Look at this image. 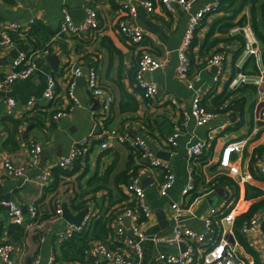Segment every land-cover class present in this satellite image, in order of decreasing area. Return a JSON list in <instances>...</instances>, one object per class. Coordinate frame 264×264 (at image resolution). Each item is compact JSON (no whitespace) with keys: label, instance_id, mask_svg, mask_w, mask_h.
I'll return each instance as SVG.
<instances>
[{"label":"crops","instance_id":"crops-1","mask_svg":"<svg viewBox=\"0 0 264 264\" xmlns=\"http://www.w3.org/2000/svg\"><path fill=\"white\" fill-rule=\"evenodd\" d=\"M97 1L101 16L99 29H91L80 34L63 33L57 39H52V35L60 27L62 6L68 5L74 20L78 22L86 14L84 0H0V41L5 37L10 22L19 21L23 27H27L34 21L42 20L54 30L44 46L49 41V52H57L60 56L58 69H54L46 58L47 53L37 51L35 60L38 66L30 76L18 78L9 85L0 87V242L8 238L14 239L16 254L21 264H47L54 249L56 250L55 264H75L78 261H69L61 256L60 234L70 223L63 214L55 213L49 219L41 221L32 219L26 224L27 230L22 237H11L9 228L13 220L5 204L7 197L17 200L25 206V209L26 205L35 200H39L43 208H47L50 203H56L58 206L67 201L71 209L76 212L69 199L75 194L77 188L79 189L80 183L87 187L88 180L94 173L103 174L110 165H113L109 172V185L112 186L116 174L127 166L130 159L131 144L112 137L110 146L101 147L104 149L97 148L96 141L92 142L87 155L80 158L74 173L56 175L53 172L52 179L47 183H40L32 177L35 171L33 168H29L23 176H12L6 172L4 160L8 158L25 160L33 139L43 144L41 167L47 165L54 167L57 166L55 163L68 153L76 139L90 135L98 129L96 114L101 101L98 96L89 91L87 85V71L91 65L98 68L102 81L111 87L116 95V101L109 115V125L123 129L130 137L144 138L157 156L170 161L177 174L169 193L162 194L157 185L162 177L161 169L155 167L143 169L142 181L146 177L143 183L150 214L142 221L147 237L143 241L144 253L139 264H160L157 263V256L161 250L177 251L181 248L180 244L160 240L159 237L168 236L173 231L175 218L171 200L183 196L182 188L188 180L189 166L196 168L198 172L195 173V189L186 195L187 199H192V203L183 217L185 224L202 230L205 217L209 216L213 205L222 203L227 205L235 201L237 195L234 194V184L223 178L215 185L216 187H212L210 179L214 177V174L210 175L204 169L206 163L218 159L223 145L228 140L241 137L247 139L243 151L239 155L235 152L233 157L242 169H249L257 174L249 181L263 189L262 195L256 197L245 195L239 198L238 206L241 212L247 210L254 200L264 196V178L258 177L257 171L260 153L264 149V115L261 114L264 102H257L256 84L245 81L236 88H231L232 92L227 98L231 103L230 109L215 115L205 123L198 124L195 116L191 114L187 125L178 136L177 143L172 145L168 137L173 132L175 123L183 118L185 112L191 111L192 97L195 93V90L189 87L177 73L178 48L185 39L189 24L188 9L178 1L172 2L171 7H167L164 3L155 0V9L148 12L139 0H132L137 2L138 11L135 16H132L131 23L145 27L149 46L162 60L161 66L147 74L157 82L159 87L157 95L149 98L145 96L141 88L131 82L135 77L136 53L134 46L120 33L116 24L122 10L121 3L124 0ZM206 1L208 0H193L192 9L201 7ZM221 4L218 11L209 13L203 18L195 33V43L190 49L193 67L202 69V78L196 81V86L201 89L203 100H207L206 103L211 105L215 102L214 98L218 93L224 90L230 77L240 69L237 64L238 57L236 59L235 57L243 43L241 38L244 34L226 30L227 21L231 19L235 21L242 17L246 19V22L254 21L264 31V0L255 1L254 13L251 10V3H244V0H225ZM208 32L211 33V39L214 37L219 39L212 46H202ZM32 38L27 35V32L20 31L15 34L13 42L6 45L0 42V76L12 67L14 58L22 49L38 47ZM257 45L261 50L264 65V43L258 39ZM222 47L227 49L226 57L221 75L215 81L214 75L218 68L213 64L206 65V57L216 48ZM71 64H81L84 69L81 77L76 79L75 87L80 104L74 103L67 93L66 73ZM243 64L241 70L247 74H259L260 63L254 54L248 55ZM50 73L58 78L60 103L57 105H48L49 102L42 96ZM118 80L124 81L126 88L138 97L140 104L137 109L121 110L119 103L121 91ZM248 92L250 95L247 96ZM8 96L15 98L14 105L8 103ZM31 98H36L38 108L47 110L45 125L23 119L18 133L21 144L19 148L10 150L4 145L8 131L2 117L6 113L19 117L31 115L35 112V108L29 104ZM235 103H242L244 110L239 108L233 114ZM66 107L69 112L55 118L52 124L51 110L56 112L58 108ZM210 130L214 137L208 148L202 155L189 158L188 143L196 138L206 137ZM134 162L135 157L129 170L133 168ZM216 169L217 166L212 167L211 173ZM55 180L58 181V186L51 189ZM124 183L121 182L120 186L125 190ZM219 184L222 186L218 189ZM107 190L108 188L103 187L97 195ZM92 194L95 193L87 196ZM127 198L112 205L111 209L115 212L121 209ZM79 199L77 198V201ZM107 202L106 200L105 203ZM88 203L90 211L96 214L100 206H97L90 198ZM125 223L130 225V220L126 218ZM241 232L246 235L264 264V230L260 227L257 232L245 233L242 230ZM240 249L244 254L254 255L243 244ZM0 264L5 263L0 259ZM79 264L89 263L86 260ZM102 264L114 263L108 261Z\"/></svg>","mask_w":264,"mask_h":264},{"label":"built area","instance_id":"built-area-1","mask_svg":"<svg viewBox=\"0 0 264 264\" xmlns=\"http://www.w3.org/2000/svg\"><path fill=\"white\" fill-rule=\"evenodd\" d=\"M164 3L167 7H171V3L178 1L182 3L189 11V24L186 30V35L183 43L178 48L179 62L177 65V73L180 78L185 80L186 84L195 90L192 97V109L190 112H185L183 118L175 123L173 132L169 135L168 141L174 145L177 143L178 136L182 133L187 125L191 114L195 116L198 124L209 121L215 115L224 111V108L230 104L229 100L222 102L217 108L213 104H208L203 100V93L196 86V81L202 78V69L194 68L192 57L190 54L191 43L193 37L201 24L203 18L214 11L221 8L219 0H208L201 7L192 9L193 0H158ZM148 12L155 9V0H139ZM84 9L86 14L80 21H75L72 11L68 5L62 6V16L60 27L57 32L52 35V39H57L63 33L80 34L91 29H99L101 16L99 3L97 0H84ZM120 15L117 20V27L120 33L130 41L134 46L136 53V82L135 84L143 90L147 97H154L158 93L157 82L147 76V72H151L162 65L160 57L154 53L146 40V29L141 24L131 23L132 16H135L138 11L137 2L132 0H124L121 3ZM30 25V24H29ZM27 27H23L19 21H12L7 26V33L0 41L2 45H6L14 41V32L25 31ZM242 31L246 37V44L243 50L237 56L240 69L233 75L229 86L236 88L242 82L252 81L256 84L257 102H264V65L262 61V53L257 45L258 37L251 25L246 22L244 24H234L230 28V32ZM50 50V42L42 48H37L32 51L22 49L14 58L12 67L5 71L0 76V87L9 85L12 81L18 78L30 76L37 68L35 54L37 51L48 53ZM227 49L225 47L214 50L206 57V65L218 64V70L214 75V80L217 81L222 72V66L226 57ZM255 55L259 64V74H247L241 70L242 65L248 55ZM261 72V73H260ZM84 73L81 64H71L67 69V93L69 98L74 103H79L80 100L75 92L76 77ZM87 85L89 91L98 96L101 101L100 108L96 114L98 119V129L90 134L94 136L96 141H100L102 147L110 146V138L115 137L121 142H129L137 150L135 154V162L133 168L129 172V177L125 181V190L129 197L123 202L121 209L117 210L111 219V226L114 231V236H109L108 239L94 238L91 239L85 247L87 258L94 262H102L107 259L114 264H139L144 253L143 241L147 237V232L142 226V221L150 214V207L145 200L146 188L142 181L143 169L159 168L162 171V177L157 185L160 193L168 194L170 188L174 185L177 174L173 170L169 160L157 156L147 141L140 137H130L129 134L119 127H111L109 117L113 104L116 101V95L105 82L102 81L98 68L91 65L87 71ZM42 96L50 105L60 103V93L58 90V78L55 74L50 73L48 76L47 85ZM7 101L10 105L15 104V98L8 96ZM38 101L36 98H31L29 104L33 106ZM73 106V105H72ZM69 112V109L58 108L54 113V118H59ZM261 114L264 115V106L261 109ZM260 115V112H259ZM214 137L210 130L206 137L196 138L191 140L187 145V153L189 158L202 155L211 143ZM246 138H235L228 140L222 148V152L218 158L220 161L217 167H227V172L214 174L210 180L214 187L218 183L215 175L226 173L235 178L238 186L234 184L235 191L238 190L237 198L231 204L225 205L215 204L211 207L209 216L205 217L204 228L197 230L191 225H187L183 221V217L189 210L192 199H187L186 195L191 193L196 187L197 169L189 166L188 180L182 188V197L172 199L171 206L174 209L175 223L173 231L168 236H160V240H166L170 243L180 244L185 243V248H180L177 251L161 250L157 256V263L160 264H256L254 255L244 254L240 247L235 230L233 228L236 216L241 213L238 206V200L246 195V182L257 174L249 169H242L240 164L234 160V153L238 155L243 151L246 144ZM91 146L89 135H84L76 139L68 153L59 159L55 165L61 166L64 169L74 167L75 161L83 157ZM43 144L38 140H32L28 147V155L25 160H14L8 158L4 160L6 172L12 176H23L29 168L35 169L32 177L40 183H47L54 175L53 166L47 165L41 167V153ZM205 169V168H204ZM203 171V169H202ZM206 171V170H205ZM259 177H264V149L260 153V161L257 167ZM7 211L11 219L15 222L23 223L29 219H36L40 215L37 203L31 202L24 206L17 200L9 198L5 200ZM56 212L63 213V205L59 204ZM93 213L90 211L86 214L81 224L69 223L61 232L62 240L73 233L76 229H84L90 222ZM130 220V225L125 223V219ZM264 219V207L255 212L250 218L245 219L241 224V230L245 233L257 232L260 229L261 221ZM230 223L231 227L227 228L223 221ZM117 241V244H115ZM0 259L5 264H21L16 254V244L14 239L8 238L0 242ZM37 259V257H36ZM56 250L51 253L47 264H55Z\"/></svg>","mask_w":264,"mask_h":264},{"label":"trees","instance_id":"trees-1","mask_svg":"<svg viewBox=\"0 0 264 264\" xmlns=\"http://www.w3.org/2000/svg\"><path fill=\"white\" fill-rule=\"evenodd\" d=\"M255 1L256 0H244V3H248V2L251 3V10L253 13L255 11ZM263 9H264V7H263ZM237 23L238 24H244V23H246V19L240 17L238 20H235V21H233L232 19L228 20L226 30L230 31L231 26H233L234 24H237ZM251 25H252L258 39L264 43V31L261 30L257 26V24L254 23V21H253V23L251 22ZM53 32H54V30L47 23L43 22L42 20H37V21L32 22L30 24L29 28L27 29V35L29 37H33L32 38L33 41H35L36 45L38 46V47H35L34 49L42 48L44 46L45 41L49 37V35ZM240 32L243 34L242 31H240ZM16 33H18V32L16 31L13 33L14 37H15ZM210 34L211 33L208 32V34L205 37V42L204 41L202 42V46L203 45L212 46L219 39V37H214L211 39ZM244 36L241 38L243 43H242L240 49H238L235 59L237 58L239 53L245 47L246 37H244ZM194 37H195V35H194ZM194 37H193V40L191 43V47L195 43ZM34 49H29V51H32ZM217 49H219V48H216V50ZM263 54H264V50H263ZM263 60H264V57H263ZM231 78H233V76L230 77V79L228 80V83L226 84L224 90L221 91L220 93H218L217 97L214 98L215 102L213 101L214 103H212V104L214 106H217V108H219V106L222 102L227 100V98L229 97V95L232 92L233 88L231 89V87L229 86ZM131 82L134 84L136 82V71H135V77L132 78ZM118 84H119V88L121 91V97H120V101H119L121 110L137 109L139 107V104H140L138 97L135 96L133 93H131L126 88L124 81L118 80ZM204 101L206 102L207 100H204ZM37 103L32 106L35 108L34 109L35 112L32 113L31 115H26L25 117H19V116H14L13 114H10V113H6L2 117V120L5 123V126H6L7 131H8L7 136L4 139V145L7 146L10 150H15V149L19 148V146L21 144L20 140H19L18 133H19V126H20L23 119H27L28 121L37 123L39 125H45V118L47 115V110L42 109V108H38L39 105H37ZM48 105H50V103H48ZM230 107H231V103L227 107L224 108V111H228V109H230ZM54 113H55V110H51L50 114H52V124L56 120L54 118ZM106 120L109 121L110 116L107 117ZM136 152H137V150L134 148V146H132V151L130 153V159L128 161V164L125 168L121 169L116 174V176L114 178L115 182L112 184V186L109 185V172L112 169L113 165H110L108 170H106L103 174H100L99 172L94 173L89 178L87 187H84L80 183L79 189L77 188V191L75 192V194L70 197L69 200H71L70 202H71V206L73 207V209L79 210L82 207L88 206L89 205V203H88L89 198L93 199L95 201L96 205L100 206V207H99V211L96 214H93L89 224L84 229H79V230L76 229L73 231V233L71 235H69L68 237H66L62 240L60 247H61V256L63 258H65L66 260H69V261H71V260L72 261H78V263H75V264H79V263L86 261V260H88L89 264H102V262L96 263L90 258L87 259L84 250H85L86 245L88 244V242L91 239H94V238L108 239L109 236H114V231H113V228H112L110 223H111V219L113 218V216L115 214L114 213L115 211H113V209H111V206L128 197V193L120 186V183L125 182L128 179V177H129L128 171H129V168L131 166L132 160L135 157ZM79 160H80V158H78L75 161L74 167L71 169H69V168L64 169L61 166H54L53 172L56 175H59L61 173L72 174L77 170V167H78L77 165H78ZM203 160H205V158ZM258 177H259V175H258ZM223 178H226L231 184H236L238 186L235 178L229 174L222 173V174L216 176V179H218V182H220L221 179H223ZM57 182L55 180L52 183L53 185L51 186V189H55L58 186ZM211 182H212V180H210V184H211ZM103 187L108 188V190L106 192H102L98 196L97 192L100 189H102ZM91 193H95V194H92V196H87L88 194H91ZM234 194L237 195L238 190H236ZM262 194H263V189L260 186L253 184L250 181L246 182V196L247 197H256V196H259ZM77 198H80V199L77 201ZM106 200L108 201L107 203H105ZM35 202L37 203L38 209L40 211V215L36 219H39L40 221L44 220V219H49L51 216H53V215H55V213H57L56 212V208H57L56 203H50V205L47 206V208L46 207L43 208L42 204L39 203V200H35ZM263 207H264V196L254 200L247 210L239 213L236 216V219H235V222L233 225V228L235 230V233H236L239 241L246 247V249L248 251L252 252L255 255L256 264H262V262L260 261V258L258 256L257 251L254 249V247L248 241L246 235L241 232L240 227H241L242 222L245 219L250 218L255 212H257L259 209H261ZM30 220H32V219H29L27 222H23V223L13 221V223H11V226L9 228V233L11 234V237H13V238L22 237L27 230L25 228L26 224ZM115 244H117V241H115Z\"/></svg>","mask_w":264,"mask_h":264},{"label":"water","instance_id":"water-1","mask_svg":"<svg viewBox=\"0 0 264 264\" xmlns=\"http://www.w3.org/2000/svg\"><path fill=\"white\" fill-rule=\"evenodd\" d=\"M221 3L224 2L225 0H219ZM46 58L47 60L49 61V63L51 64V66L54 68V69H58V66H59V62H60V56L57 52H49L47 53L46 55ZM216 68L219 67L218 64H213ZM149 72H147L148 74ZM81 77V74L78 75L76 77V79H79ZM151 78V77H150ZM239 108H242L244 110V106L242 103H235L233 105V114H235L236 110L239 109ZM230 115L233 117V115L230 113ZM220 161V158L216 159V160H213V161H210L208 163L205 164V170L210 173V175L212 174H216V173H220V172H227L228 171V168L227 167H222V166H219L217 167L216 170L212 171L211 173V169L212 167L214 166H217L218 163ZM146 180V177L143 178V181L145 182ZM222 185H217V188L219 189ZM216 187V186H215ZM4 194V193H2ZM3 196H6V195H3ZM10 197H7L6 199H8ZM25 207V206H24ZM90 212V207L89 206H85V207H82L81 209L77 210L76 212H74L71 207L69 206V203L67 201H64L63 202V216L70 222V223H74V224H81L83 222V219L85 218L86 214H88ZM225 226L227 228H230L231 225L230 223H228L227 221H223ZM261 228L264 230V219L261 221V224H260ZM181 247L182 248H185V243L182 242L181 243ZM103 263H106L108 262L107 259H104L102 261Z\"/></svg>","mask_w":264,"mask_h":264},{"label":"rangeland","instance_id":"rangeland-1","mask_svg":"<svg viewBox=\"0 0 264 264\" xmlns=\"http://www.w3.org/2000/svg\"><path fill=\"white\" fill-rule=\"evenodd\" d=\"M247 96L248 95H250V92H248V94H246ZM89 137H90V143H91V145H92V142H94V141H96L95 139H94V136L93 135H89ZM96 143H97V145H96V147L97 148H99V149H104V148H101L102 146H101V142L100 141H96ZM95 147V148H96ZM87 155V153L83 156V157H85Z\"/></svg>","mask_w":264,"mask_h":264}]
</instances>
